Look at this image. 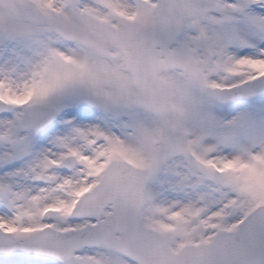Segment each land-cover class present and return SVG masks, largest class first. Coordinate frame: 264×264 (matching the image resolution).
<instances>
[{
  "label": "snow or ice",
  "instance_id": "snow-or-ice-1",
  "mask_svg": "<svg viewBox=\"0 0 264 264\" xmlns=\"http://www.w3.org/2000/svg\"><path fill=\"white\" fill-rule=\"evenodd\" d=\"M0 264H264V0H0Z\"/></svg>",
  "mask_w": 264,
  "mask_h": 264
}]
</instances>
